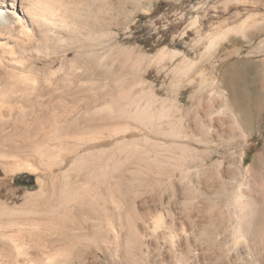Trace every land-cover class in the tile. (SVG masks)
Here are the masks:
<instances>
[{"label": "rangeland", "instance_id": "obj_1", "mask_svg": "<svg viewBox=\"0 0 264 264\" xmlns=\"http://www.w3.org/2000/svg\"><path fill=\"white\" fill-rule=\"evenodd\" d=\"M104 5L98 73L0 94V264H264V0Z\"/></svg>", "mask_w": 264, "mask_h": 264}, {"label": "bare ground", "instance_id": "obj_2", "mask_svg": "<svg viewBox=\"0 0 264 264\" xmlns=\"http://www.w3.org/2000/svg\"><path fill=\"white\" fill-rule=\"evenodd\" d=\"M104 1L0 0V94L6 93L7 91H13L15 93L30 91L29 94L32 92L38 93V95L35 94V96L39 97L42 92L48 94H52L54 91L57 92L55 89L60 88L61 86L69 87L70 89V86L68 85L73 83L74 80H77L84 75L88 77L89 74L95 75L98 73L101 61L103 60V54L101 53V49L103 48L101 46L104 43L100 38L103 37L102 34H105L103 33L105 27V22L103 21L105 9ZM73 54L77 55L75 60L71 62L66 61L67 63H65V60ZM63 58L64 62H62V67L60 68V71H58L60 73L51 72V74H48L46 69H40L41 67H39L48 62H50V66L47 64L49 66L48 68L54 67L59 64ZM80 80H82V78ZM83 81L79 84L83 83ZM68 82L71 83L67 85ZM61 83H66V86ZM229 84L231 85L234 99L246 103L251 100V95L248 93L247 87L242 84L240 79L232 77ZM81 87L83 86H79V88ZM70 90L72 91V89ZM79 90L76 88V92ZM66 91L64 92L63 90L65 94ZM101 94L102 93H100V95ZM60 96L64 97L62 95ZM37 100L29 99L28 101L36 102ZM60 101L61 99L59 102ZM38 102L40 103V101ZM59 102H56L55 99L52 98L47 102L46 107H50V109L53 110V108L55 109L59 106ZM76 102L78 103V101L75 100V103ZM75 103L73 102L72 104L74 105ZM53 111L55 112V110ZM54 117L56 118L55 115ZM4 209L5 208H2V211ZM6 211L9 213L10 210L8 211L5 209V212H1L0 214L5 213L7 215L8 213ZM10 215L13 214L9 213L8 216ZM21 222L22 221L19 220V224H22V226L26 223L23 224ZM14 223L18 224L16 222ZM63 227H65L64 224ZM56 230H59V227ZM16 248L18 249L19 254H21V250L23 249H20L21 247L18 245H16ZM115 248H117V244H115ZM18 257H20V255ZM14 264L21 263H19V260H16Z\"/></svg>", "mask_w": 264, "mask_h": 264}, {"label": "water", "instance_id": "obj_3", "mask_svg": "<svg viewBox=\"0 0 264 264\" xmlns=\"http://www.w3.org/2000/svg\"><path fill=\"white\" fill-rule=\"evenodd\" d=\"M15 183L19 186L26 187L28 191L34 192L38 190L36 178L29 173H21L15 177Z\"/></svg>", "mask_w": 264, "mask_h": 264}]
</instances>
